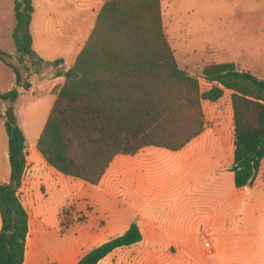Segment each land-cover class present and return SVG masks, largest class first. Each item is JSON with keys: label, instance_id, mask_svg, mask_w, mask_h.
I'll use <instances>...</instances> for the list:
<instances>
[{"label": "trees", "instance_id": "16d2710c", "mask_svg": "<svg viewBox=\"0 0 264 264\" xmlns=\"http://www.w3.org/2000/svg\"><path fill=\"white\" fill-rule=\"evenodd\" d=\"M14 13L16 58L40 72L44 61L33 49V0H14ZM8 58L0 51V60L14 70L17 84L0 91V99L8 103L11 166L10 181L0 184V264H24L30 212L20 190L29 151L15 103L21 94L18 87L28 90L31 84ZM64 76L36 144L44 160L64 176L98 185L118 155H135L148 146L184 148L207 128L204 101L217 102L231 90V171L236 188L254 186L264 160V79L235 62L208 64L200 76L183 69L165 32L161 0H106ZM201 78L208 89L202 88ZM71 210L63 211L64 228L70 225L64 221ZM142 240L134 221L123 235L95 247L77 264H98L115 249Z\"/></svg>", "mask_w": 264, "mask_h": 264}, {"label": "crops", "instance_id": "0c3cea01", "mask_svg": "<svg viewBox=\"0 0 264 264\" xmlns=\"http://www.w3.org/2000/svg\"><path fill=\"white\" fill-rule=\"evenodd\" d=\"M105 2L66 0L64 4L63 0L61 5H56V0H45L47 9L41 14L36 9V0H33V49L44 62L40 72L30 71L23 75L31 84L27 92L33 91L32 79L35 76L50 84L48 91L56 99L54 91L64 84V74L83 49ZM231 97L232 91L226 90L219 101H204L203 106L209 102L217 104L219 110L212 111L206 130L184 148L173 151L148 146L135 155H118L98 185L63 177L44 160L37 148L31 156L28 146V163L20 190L25 207L28 210V206L36 207L34 197L40 191L46 194L51 189H60L61 184L65 188L67 181L73 180L77 203L71 210L72 224L55 234L58 249L48 256L39 251L44 233L41 229L46 224L36 220L29 210L30 232L24 264H77L95 247L123 235L134 221L141 228L143 240L115 249L98 264H127L132 256L137 258L138 264H159L163 258L173 259L169 264H179L180 260L188 259L187 255L194 257L190 247L194 243L190 230L193 220L189 215L196 209L192 194L195 179L208 173L214 175L213 186L216 188H219L223 175L234 182L231 166L234 162L235 125ZM42 131L38 132L37 141ZM120 169L122 182L114 179ZM263 171L264 160L259 177H262ZM10 175L11 168L0 172V184L8 183ZM170 181H174L173 184ZM244 189H249V192L242 194L252 191L250 187H235V190ZM24 193L29 197L28 201ZM79 200L81 203H78ZM86 202L90 204L89 211L85 208ZM78 214L84 220L79 221ZM59 221L61 226L60 214ZM211 224L215 228L219 221L214 220Z\"/></svg>", "mask_w": 264, "mask_h": 264}, {"label": "rangeland", "instance_id": "374dc122", "mask_svg": "<svg viewBox=\"0 0 264 264\" xmlns=\"http://www.w3.org/2000/svg\"><path fill=\"white\" fill-rule=\"evenodd\" d=\"M161 1L165 32L183 69L200 76L208 64L237 62L241 70L264 77V0ZM62 2L56 0V5ZM36 9L41 14L45 13V0H36ZM15 26L14 0H0V51L10 55L7 60L19 67L22 75L36 72L29 62L21 64L16 58ZM32 83L31 93L24 87H18L21 94L15 103L19 123L27 134L31 156L36 149L37 134L43 129L55 100L48 91V82L34 76ZM201 84L204 90L210 87L202 78ZM14 87H17L14 70L0 60V91H9ZM7 106L8 103L0 99L1 173L11 168L5 125ZM204 109L207 124H210L208 118L219 107L206 102ZM114 179L122 182V169L114 175ZM73 181H67L65 188L61 184L60 189H51L46 194L40 191L34 197L36 207L28 206L32 216L46 224L41 229L44 233L39 251L47 256L57 251L58 237L55 234L64 229L62 223L60 226L59 214L62 221L63 211L72 209L77 203ZM173 182L170 181V184ZM255 182L251 193L242 194L249 189L235 190L234 182L227 175L222 176L219 188L213 186L215 177L209 173L195 179L192 194L196 209L189 215L193 220L190 230L194 238L190 247L195 256L187 255L188 259L180 260L179 264H264V180L258 176ZM24 195L28 201L29 197L26 193ZM85 208L90 210L89 202H86ZM78 220L84 218L79 215ZM214 220L219 221L215 228L211 227ZM64 222L72 224L73 218L68 216ZM136 260V257H129L127 264H138ZM172 260L163 258L159 264H169Z\"/></svg>", "mask_w": 264, "mask_h": 264}]
</instances>
